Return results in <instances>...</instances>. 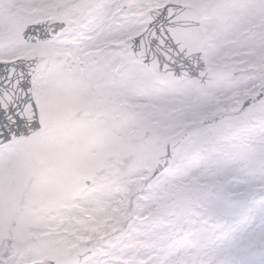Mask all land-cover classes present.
Returning <instances> with one entry per match:
<instances>
[{
	"label": "snow or ice",
	"instance_id": "obj_1",
	"mask_svg": "<svg viewBox=\"0 0 264 264\" xmlns=\"http://www.w3.org/2000/svg\"><path fill=\"white\" fill-rule=\"evenodd\" d=\"M0 264H264V0H0Z\"/></svg>",
	"mask_w": 264,
	"mask_h": 264
}]
</instances>
